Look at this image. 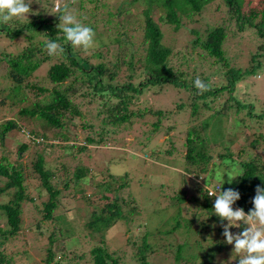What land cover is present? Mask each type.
Returning a JSON list of instances; mask_svg holds the SVG:
<instances>
[{
  "label": "trees",
  "instance_id": "obj_1",
  "mask_svg": "<svg viewBox=\"0 0 264 264\" xmlns=\"http://www.w3.org/2000/svg\"><path fill=\"white\" fill-rule=\"evenodd\" d=\"M154 1L166 8L167 22L174 24L176 30L180 28L183 17L193 20L195 14H202L206 6L218 3L217 11L225 9L226 19H223L222 24L208 26L204 32L198 29L192 31L196 35L192 45L193 50L199 48L214 59V64L210 66L214 67L213 75L223 79V82L213 84L208 75L195 68L193 71L175 72L170 65L172 50L163 45V31L158 23L147 16L149 11L145 12L147 18L144 28V42L148 45L144 48L145 57L140 59L139 69H135L134 50L130 51L127 60L124 55L125 60L122 63H120L122 60L120 53L117 54L119 57L116 56V61H100L96 64L92 63V58L93 56L104 58L101 52L82 56L80 50L72 48L63 32L57 28L60 22L58 16L62 14L63 9L53 18L45 16L44 11H41L28 18L25 17L27 19L14 18L8 24L0 23V37L9 40L25 37L31 44L13 55L14 58L8 57L7 52L0 53L5 61L11 62L6 76L12 83L9 87L8 98L12 99L13 104L22 106L19 111L21 117L38 119L44 122V128L47 129H44L42 134L37 131H27L17 119H10L0 124L1 148L4 147V139L15 129H24V135L28 136L27 142H31V144L24 143L19 147L17 161H12L6 151H3L0 158V217L1 221L5 222L3 225L0 223V264L20 263L25 258L27 251L23 249L26 248L25 245L16 255H8L7 250L10 244L15 243L25 233L26 227L33 226L41 218L49 220L52 225V229H47L49 246L45 255L42 256L45 264H60L61 257H57L54 252L58 247V242L66 239L71 244L75 239L74 232L58 222L60 216L57 215L62 211L63 203L59 199L61 191L53 185L57 172L54 168L47 167L42 152L36 153L38 154L36 160L30 155L31 163L21 161V155L29 152L30 145L52 148L56 146L59 147L58 149L63 148L64 151L69 152L71 159H78V153L72 152L75 147L71 144L73 139L71 127L74 126L75 119L82 116L73 102V99L79 96L96 101L101 107L99 114L105 116L103 123L113 126H119L121 122H131L136 117L142 116L141 110L136 112L131 108L139 104L141 98L150 90L160 91L165 86H172L188 93L192 118H198L203 109L213 111L187 131L184 143L186 148L183 158L184 176L195 181L197 178H202L200 181L197 180L198 185H195V191L200 194V198L192 197L191 199L199 212L194 213L190 221L185 219L182 224V209L178 206L175 216L171 219V223H174L171 230L161 227L158 230L159 233H155L149 227H143L135 238L129 236L124 246L131 245L137 264H151L149 258L161 250L157 238H163L178 230L182 231V234H189L192 231V224L204 214L208 215L209 221L218 222L217 231L222 234L220 219L213 212L215 198L208 196L206 187H201L199 183L206 179L203 176H212L213 167L217 165L213 149L219 151L220 147L225 151L231 150L233 142L225 140V137L228 133L230 134L234 121L240 128L247 125L246 121L252 122L257 131L264 128V103L259 105L258 100L251 99L250 95L248 98L243 97L240 88V84L257 74L260 75L264 70V0H261L257 9L250 13L246 10L247 0H149V2ZM235 31L252 32L261 41L256 53L252 55L249 67L233 65L231 58L227 56L226 41L230 34H236ZM34 39L39 40V45L32 41ZM49 39L60 43L64 52L56 56H50L48 53L44 55L43 49L46 48ZM116 41L119 42L120 39ZM38 54L44 55L43 59H37ZM50 59L57 60L47 73L50 87L31 83L28 78L31 73L39 68L42 62ZM124 66L130 74L127 76L128 79L123 81L119 77ZM197 77L206 84H210V90L202 93L197 90L194 86ZM29 90L35 93L36 98L33 101H30ZM153 126L157 130L159 123H154ZM50 129L54 133L46 135ZM50 138H53L54 142H49ZM261 139H264V132L252 144L256 146ZM87 140L93 143V140ZM163 154L173 156L174 150L167 149ZM231 155L232 153L226 155L222 152L218 153V161L226 157L231 158ZM64 158L66 156L59 151L58 159L63 160ZM240 166L237 182L230 187L225 185V190H221L226 191L231 188L238 191L240 199L233 205V209L242 208L247 214L254 208L252 200L256 195V188L264 187V154L256 152L246 160H241ZM71 169H73V184L66 182L65 188L73 187L75 190L73 198L85 199L87 205L93 206L90 221L86 224L89 232L84 235H87L90 240H97L88 252L78 257L87 256L84 264H119L118 259L114 258L115 251L109 248L111 242L107 237L118 222H130V217L136 215L138 211L130 208L128 213L125 212L124 205L130 206V203L128 201L119 202L116 192L122 184L117 187V181L108 173L104 176L105 180L96 186L104 194L101 197L102 200L108 199L107 204L99 207L92 196L82 188L88 173H92L93 178L98 177V173L81 163ZM67 170L70 169L67 168ZM24 172H31L38 176L39 184L34 190L30 189L27 184ZM215 186L217 184L211 188ZM108 194H114L115 198L109 197ZM179 198V202L185 200L183 197ZM226 222L224 221V224ZM44 224L41 222L42 227ZM207 227H210L209 222L202 223L196 234L200 235ZM166 240L167 238L164 242ZM165 246L167 247V244ZM187 246L189 247L188 244L177 246L174 264H213L214 258L225 252L226 248L221 241L208 247L197 242L198 252L184 254ZM76 248H78L77 245Z\"/></svg>",
  "mask_w": 264,
  "mask_h": 264
},
{
  "label": "rangeland",
  "instance_id": "obj_2",
  "mask_svg": "<svg viewBox=\"0 0 264 264\" xmlns=\"http://www.w3.org/2000/svg\"><path fill=\"white\" fill-rule=\"evenodd\" d=\"M25 2L31 5V12L28 17L44 11L45 16L53 18L67 5L79 22L90 26L95 32V43L91 49L85 51L78 48L82 56L101 52L105 56L104 58L97 56L92 58V63L96 64L100 61H116V56L120 53L122 55L120 63H122L125 60L124 55H126L127 60L130 51L134 50L135 69L141 67L140 59L145 57L144 48L147 47L148 43L144 42V28L146 18L149 16L159 24L163 31V45L172 50L170 65L175 72L193 71L195 68L208 75L213 84L223 82V79L213 75L214 67L210 66L214 64V59L199 48L194 50L192 48L196 38L192 31L198 29L204 32L208 26L222 24L223 19H226L225 9L217 11L218 3L206 6L202 14H195L193 20L183 17L180 28L176 30L174 24L167 22L166 8L157 1L25 0ZM260 3L261 0H247V13L256 10ZM147 11L149 13L146 16L145 12ZM235 33V35L230 34L226 41L227 56L231 58L233 65L243 68L249 67L252 55L256 53L261 41L252 32L240 33L235 31ZM117 39L120 41L117 42ZM32 41L39 45V40L34 39ZM28 46L31 44L25 37L16 40L0 37V53L7 52L10 58H14L13 55L18 54ZM43 51L44 55L48 53L46 48ZM44 55L38 54L36 58L41 60ZM0 59V124L10 119H17L27 131L44 133V129H46L44 122L29 117H21L19 111L22 106L13 104L12 99L8 98L9 87L12 83L6 76L11 67V62L5 61L1 55ZM55 62H57L56 59L42 62L40 67L28 77L29 81L33 84L50 87L47 73ZM129 74L127 67H122L119 79L127 80ZM257 75L240 84V88L243 97L248 98L250 95L251 99L258 100L259 105H262L264 103V70L260 75ZM28 92L30 101H33L36 98L35 93L31 90ZM73 102L82 113V116L77 117L74 126L71 127L73 137L71 144L75 145L72 152L78 153V159H71L69 152L64 151L61 147L58 149L59 147L56 146L52 148L30 145L29 152L21 155V161H28L29 163L30 155H32V159L36 160L38 155L36 153L42 152L47 167L54 168L57 172L53 185L61 191L59 199L63 203L62 211L57 215L60 216L58 222L71 229L75 239L72 240L71 244L66 239L61 240L54 252L57 257H61L60 264H84L87 256L83 258L78 256L88 252L92 245L97 242L96 239L90 240L87 235H84V233L89 232L86 224L90 221L93 206L87 205L85 199L73 198L75 192L73 187L65 188L66 182L73 184V169L71 168L81 163L86 168L98 173L96 178H93L92 173H88L82 188L88 195L92 196L99 207L107 204L108 199L102 200L101 197L104 194L96 186L105 180L104 176L108 173L117 181V187L122 184L116 192L119 202L128 201L130 203V206L124 205L125 212L128 213L130 208H135L138 211L136 215L130 217V222H118L107 237L111 242L109 248L115 251L114 258L118 259L119 264H137L131 245L124 246L129 236L135 238L143 227H149L155 233L161 227L165 230H171L174 225L171 223V219L175 216L178 206H181L182 209V224H184L185 219L190 221L194 213L199 212L198 208L192 204L191 199L192 197L200 198V194L195 191V185L197 184L196 181H200L202 178H197L195 181L184 176L183 158L186 154L184 143L187 131L193 125L199 124V121L208 117L213 111L203 109L198 118H192L188 93L172 86H165L160 91L150 90L141 98L139 104L131 108L136 112L141 110L142 116H138L128 123L121 122L120 126L103 123L105 116L99 114L98 111L101 107L96 101L79 96L74 98ZM158 112L163 113L155 114ZM154 123H159L157 130L153 126ZM246 123L247 125L240 128L236 126L235 121L233 122L230 134L228 133L225 137V140L233 142L230 151H225L220 147L218 148L219 151L213 149L217 165L213 167L212 176H203L206 179L199 183L201 187H206L209 182L210 186L217 184L222 190H225V185L230 187L237 182L238 171L241 170V160H246L256 152L257 154H264V139H261L256 146L252 144L255 139L260 138L264 128L257 131L252 122L246 121ZM48 131L46 135L54 133L51 129ZM27 138L28 136L24 135V129L13 130L4 139V147H0V158L3 151H6L12 161H17L19 159V147L24 143L31 144V142H27ZM87 139L93 140V143ZM53 140L50 138L48 141L54 142ZM167 149H173L174 155H164L163 152ZM59 151L66 158L59 160ZM221 152L225 155L232 153L231 158L226 157L218 161V153ZM217 170L231 171L236 179L232 183H228V177L225 175V183L223 184L222 178L217 179ZM24 174L30 189L34 190L39 184L38 176L31 172H24ZM185 180L186 184H184ZM108 196L115 198L114 194H108ZM179 197H183L185 200L179 202ZM207 218L208 215L204 214L198 220L196 219L189 234H182V231L178 230L163 236V238H157L161 250L149 258L150 263L174 264V254L180 244H188L189 247L187 246L183 253L192 254L199 251L198 246H196L197 242L208 247L221 241L226 245L225 252L218 254L214 258L213 264H238L239 257L233 255L234 245L227 244L226 238L217 231L218 222L209 221ZM41 222L45 223L44 227H42ZM207 222L210 223V227L205 228L200 235L196 234L202 223ZM0 223L5 224L4 220L1 221V217ZM244 227L243 224L240 228L233 227L231 232L234 235L238 234L243 231ZM47 229H52L51 223L49 220H42L41 218L33 226L26 227L25 233L15 243L10 244L7 250L8 255L18 254L24 245L26 248L23 249L27 250L25 258L20 263L15 264H45L42 261V256L45 255L49 246ZM165 238H167L166 242H164Z\"/></svg>",
  "mask_w": 264,
  "mask_h": 264
},
{
  "label": "clouds",
  "instance_id": "obj_3",
  "mask_svg": "<svg viewBox=\"0 0 264 264\" xmlns=\"http://www.w3.org/2000/svg\"><path fill=\"white\" fill-rule=\"evenodd\" d=\"M30 6L25 0H0V23L8 24L14 18L28 17L31 12ZM58 17L60 22L57 28L63 32L72 48L87 51L94 46V30L79 22L67 5ZM46 49L50 56L64 52V48L56 40L49 39ZM194 86L201 93L210 90V84H206L199 77L195 79ZM225 175L228 177V183L236 179L231 171L217 170L216 172L217 179L222 178L223 184ZM217 186L220 188L218 194L211 188L209 182L205 190L208 196L215 198L214 215L220 219L222 235L226 238V243L234 245L233 255L239 257L238 264H264V187L256 188V195L252 200L254 208L246 214L242 208L233 209V205L240 199L238 191L231 188L221 191V187ZM224 221H227V224H224ZM241 224L245 226L243 231L234 235L231 229L240 228Z\"/></svg>",
  "mask_w": 264,
  "mask_h": 264
},
{
  "label": "built area",
  "instance_id": "obj_4",
  "mask_svg": "<svg viewBox=\"0 0 264 264\" xmlns=\"http://www.w3.org/2000/svg\"><path fill=\"white\" fill-rule=\"evenodd\" d=\"M213 190L218 194L220 188L218 186H216L215 188H213Z\"/></svg>",
  "mask_w": 264,
  "mask_h": 264
}]
</instances>
